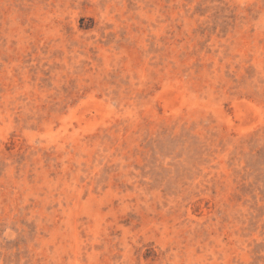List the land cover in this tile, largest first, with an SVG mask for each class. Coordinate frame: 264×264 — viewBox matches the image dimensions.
<instances>
[{
    "label": "rangeland",
    "instance_id": "374dc122",
    "mask_svg": "<svg viewBox=\"0 0 264 264\" xmlns=\"http://www.w3.org/2000/svg\"><path fill=\"white\" fill-rule=\"evenodd\" d=\"M0 264H264V0H0Z\"/></svg>",
    "mask_w": 264,
    "mask_h": 264
}]
</instances>
